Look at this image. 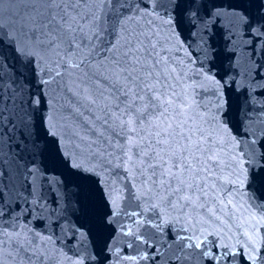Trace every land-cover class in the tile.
<instances>
[{
  "label": "snow or ice",
  "instance_id": "6c2138e0",
  "mask_svg": "<svg viewBox=\"0 0 264 264\" xmlns=\"http://www.w3.org/2000/svg\"><path fill=\"white\" fill-rule=\"evenodd\" d=\"M0 264H264V0H0Z\"/></svg>",
  "mask_w": 264,
  "mask_h": 264
}]
</instances>
